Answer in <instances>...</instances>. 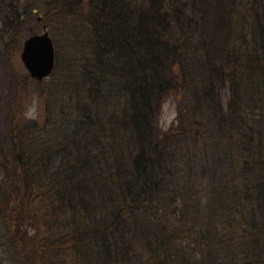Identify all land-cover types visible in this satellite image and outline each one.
<instances>
[{
  "label": "trees",
  "instance_id": "trees-1",
  "mask_svg": "<svg viewBox=\"0 0 264 264\" xmlns=\"http://www.w3.org/2000/svg\"><path fill=\"white\" fill-rule=\"evenodd\" d=\"M33 10L57 77L3 107L0 264H264V0H0L1 47Z\"/></svg>",
  "mask_w": 264,
  "mask_h": 264
},
{
  "label": "rangeland",
  "instance_id": "rangeland-1",
  "mask_svg": "<svg viewBox=\"0 0 264 264\" xmlns=\"http://www.w3.org/2000/svg\"><path fill=\"white\" fill-rule=\"evenodd\" d=\"M39 14L40 13H36ZM35 18V17H34ZM36 20L31 21V25L36 26V32L35 33H40L41 32V26L36 25L34 22ZM29 26V23L26 22L24 23V28L23 30L21 29L20 33V38L18 37H11L5 42V46L1 47L0 46V60L1 58L4 60V63L2 62V66L5 67L7 70V75L4 73L1 74L0 71V138L1 137H6V130H7V123L3 120V107L5 105V102L11 99V96L15 93L16 88H22V86H26L28 88V91L31 92V97L29 98L28 102L20 101V103H23V106H26L25 108V120H31L34 119L36 116L37 112V105L41 103L42 95L44 94V91L47 90V86L49 87L51 81L53 79H56L57 74L54 76H48L46 79H44L40 84L39 83H31L29 76L27 75V72L25 71L24 67L22 66L20 59H19V52L21 49V44L24 38V31L25 28ZM47 32H49L48 27H46ZM59 31L56 32V34ZM58 36V34L56 35ZM58 42L57 44L58 47L60 48V56L61 54V43H60V37H58ZM23 80V81H22ZM28 83V84H27ZM23 88L20 90V93L18 94L21 96ZM14 91V93H13ZM43 97V96H42ZM41 100V101H40ZM54 107V105H52ZM175 115V110L173 103L171 102L170 99H166L161 107L159 118H158V124L162 128H167L168 125L170 124L171 120L174 118ZM2 144L4 142H1ZM6 144H3V146ZM4 153V156L0 155V164H3V162H7V166H3V168H0V185L4 187L9 188V185L11 183V179L9 178L10 175L9 173L12 170V163H11V158L9 157L7 151L2 150ZM2 153V152H1ZM7 173V174H6ZM6 232H7V225L2 221L0 218V243L4 241L6 237ZM3 250V247L0 246V259H4V254L1 252Z\"/></svg>",
  "mask_w": 264,
  "mask_h": 264
},
{
  "label": "water",
  "instance_id": "water-1",
  "mask_svg": "<svg viewBox=\"0 0 264 264\" xmlns=\"http://www.w3.org/2000/svg\"><path fill=\"white\" fill-rule=\"evenodd\" d=\"M35 20L40 21L41 16L36 14ZM19 58L30 78L40 81L52 72L54 47L44 25H41L40 33L31 34L23 40Z\"/></svg>",
  "mask_w": 264,
  "mask_h": 264
},
{
  "label": "flooded vegetation",
  "instance_id": "flooded-vegetation-1",
  "mask_svg": "<svg viewBox=\"0 0 264 264\" xmlns=\"http://www.w3.org/2000/svg\"><path fill=\"white\" fill-rule=\"evenodd\" d=\"M27 36H24V38H23V40L26 38ZM22 43H23V41H22ZM21 49H22V44H21ZM21 49H20V51H21ZM19 54H20V52H19ZM20 59V58H19ZM21 62V61H20ZM21 64H22V62H21ZM22 66H23V64H22ZM25 69V68H24ZM26 71V70H25ZM27 72V71H26ZM27 75L29 76V74H28V72H27Z\"/></svg>",
  "mask_w": 264,
  "mask_h": 264
}]
</instances>
